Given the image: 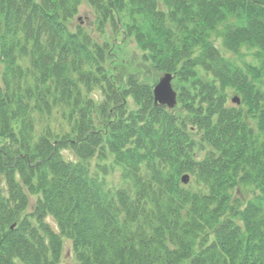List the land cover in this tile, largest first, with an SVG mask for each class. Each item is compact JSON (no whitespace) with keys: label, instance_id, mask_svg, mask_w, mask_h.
<instances>
[{"label":"trees","instance_id":"obj_1","mask_svg":"<svg viewBox=\"0 0 264 264\" xmlns=\"http://www.w3.org/2000/svg\"><path fill=\"white\" fill-rule=\"evenodd\" d=\"M79 1L0 0V264H61L64 240L78 264H264V97L212 45L228 23L220 36L224 49H255L264 63V0H89L108 15L117 10L149 65L130 83L121 72L106 76L101 112L120 101L102 120L104 132L91 131L85 120L76 125L73 163L47 138L33 144L30 134L35 110L53 107L46 101L53 92L42 90L48 83L58 93L54 106L80 102L71 76L79 73L84 82L85 63L70 52V44L77 46L64 24ZM27 57L39 81L34 90L21 82L18 62ZM152 72L185 85L181 109L154 106L145 80ZM227 88L245 92L244 108H227ZM128 97L137 107L132 114ZM194 132L211 146L201 161ZM96 156L121 170L122 188H109L91 170ZM186 173L207 194L186 193ZM247 186L259 194L240 211L232 191ZM26 192L40 198L24 216Z\"/></svg>","mask_w":264,"mask_h":264},{"label":"rangeland","instance_id":"obj_2","mask_svg":"<svg viewBox=\"0 0 264 264\" xmlns=\"http://www.w3.org/2000/svg\"><path fill=\"white\" fill-rule=\"evenodd\" d=\"M72 17L64 22L67 32L66 36L70 35L75 38V46L69 45V50L73 54L78 53L77 61L85 63L83 70L80 72L81 75L85 76V81L82 82L78 74L71 76L72 81L77 85L76 92L80 99L78 106L76 107L72 102L71 104H61L54 106V99L57 97L58 93L53 89L50 83L43 87L44 91H52L53 95L47 96L46 101H48L52 107L51 110H43L38 112L35 110L32 115V132L31 136L33 139V144L39 142L42 138H47L51 143L54 144L55 148L59 147V152L66 161H71L73 163H78L79 160L73 151V143L76 141L77 135L75 131L76 125L81 124L82 120L86 121L91 127V131L94 132H104L105 125L102 122L106 118L108 111L116 109L114 102L109 104L106 108V113H102L100 107L108 100L107 97V87L105 79H107L114 71L115 74L121 72L120 79H124L126 82L131 81V78L137 79L141 69H143L144 64L149 65L145 60L144 51L137 43L135 36L129 37L126 34L127 28L123 21H119L116 14L117 10L113 12V16L108 15L106 11L102 12L97 7H93L89 0H81L75 3ZM234 20H231L230 24H233ZM228 23L223 24L218 28L212 37V45H214L222 57V60L231 64L232 66L239 68L243 71L247 82L252 85L256 92L261 93L264 97V63L258 57V52L255 49H250L243 47L238 54H233L228 52L223 47V41L220 36H223V28L226 27ZM117 26V28H116ZM67 38V37H66ZM81 50V51H79ZM78 51V52H76ZM201 55V51H197L194 57ZM76 61V62H77ZM19 65L23 69V77L21 82L24 88L32 87L35 89L39 81L35 76H33V70L30 65L29 58H23L19 60ZM221 67L224 65L218 63ZM70 68V67H69ZM251 68L256 69V72H252ZM73 68H71L72 70ZM203 69V68H198ZM200 78L202 81H210L211 74L205 77V73L202 70H198ZM4 66L0 65V86L4 88ZM162 75H157L152 72L151 79L145 78L146 82L153 86L159 83ZM260 77L254 79V77ZM74 82H71L74 85ZM118 86V85H117ZM173 89L181 94L180 88H184L185 85L179 80H173ZM50 88V89H47ZM226 95V106L227 108L237 107L239 109L244 108L242 103H244V93L239 91L237 88H227L223 91ZM238 99L239 104H234L233 100ZM199 101V100H197ZM127 113L132 114L137 111L134 100L131 97L127 99ZM33 105V104H32ZM50 107V108H51ZM182 108V105L176 106L174 109ZM173 109V110H174ZM102 111V112H101ZM254 128L255 124L250 123ZM16 128V126H15ZM257 130V126H256ZM19 131V130H18ZM256 133V132H255ZM258 135V134H256ZM195 140L194 153L198 161L203 160L206 156L211 153V146L209 144L201 145V134L195 133L193 135ZM101 157L96 156L91 160V170L97 171L102 178L107 181V186L111 189H118L124 186V181L121 170L117 167H113V163L110 160L100 159ZM106 165L108 167L107 173L103 174V171L97 170V165ZM189 176V183L182 184L186 193H191L194 195H205L208 190L203 182L197 180V176L192 173H186ZM185 175V174H184ZM27 193V192H26ZM258 192L252 187H238L232 191V196L237 209L244 210L249 202H252L258 196ZM29 205L25 215H30L34 208L37 206L39 201V195L28 194ZM235 201H239L235 203ZM54 229H58L56 221L49 217L46 219ZM239 225H243L240 220L237 221ZM61 264H78L72 250V244L68 240H64V256Z\"/></svg>","mask_w":264,"mask_h":264},{"label":"water","instance_id":"obj_3","mask_svg":"<svg viewBox=\"0 0 264 264\" xmlns=\"http://www.w3.org/2000/svg\"><path fill=\"white\" fill-rule=\"evenodd\" d=\"M175 76L173 74H164L159 83L154 89V104L173 110L178 105V95L173 89L172 82ZM233 103L239 104L238 99H234ZM183 184L189 183V176L186 175L182 178Z\"/></svg>","mask_w":264,"mask_h":264}]
</instances>
